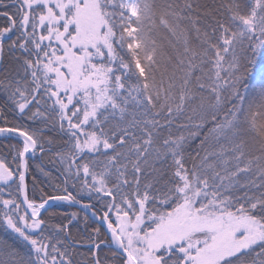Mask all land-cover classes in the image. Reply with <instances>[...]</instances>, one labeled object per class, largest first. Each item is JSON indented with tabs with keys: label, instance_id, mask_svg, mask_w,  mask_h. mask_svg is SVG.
Instances as JSON below:
<instances>
[{
	"label": "snow or ice",
	"instance_id": "snow-or-ice-1",
	"mask_svg": "<svg viewBox=\"0 0 264 264\" xmlns=\"http://www.w3.org/2000/svg\"><path fill=\"white\" fill-rule=\"evenodd\" d=\"M13 7L0 11L8 22L0 60L4 38L20 33L8 45L14 65L0 73V90L29 120L55 113L70 145L59 154L62 162L71 157L64 184L84 179L76 195L64 187L29 200L25 157L37 139L0 127L24 138L23 204L3 200L0 226L27 249L0 240V264H75L70 245L52 243L60 233L74 239L68 224L45 234L41 210L49 201L79 204L84 189L111 198L102 217L92 212L111 242L93 229L83 264H107L100 250L113 245L114 264H264V67L258 78L252 70L264 58V0H14ZM13 178L0 161V181Z\"/></svg>",
	"mask_w": 264,
	"mask_h": 264
},
{
	"label": "trees",
	"instance_id": "trees-1",
	"mask_svg": "<svg viewBox=\"0 0 264 264\" xmlns=\"http://www.w3.org/2000/svg\"><path fill=\"white\" fill-rule=\"evenodd\" d=\"M203 2L212 5L214 0H203ZM14 0H0V11L9 10L15 11L13 7ZM4 6H7L5 8ZM7 20L5 17H0V27L7 26ZM20 33L16 30L8 34L4 38L3 43L5 46V53L2 58L0 66V73L5 68L14 65L15 53L8 51V45L12 40H15ZM264 67V58L257 57L252 70L255 72L256 77H259L260 69ZM35 110V109H33ZM30 115V113H28ZM48 119L37 118L35 120H29L27 116H22L17 109L7 100L6 95L0 90V127H18L21 130L34 133L37 139V146L35 153L27 159V173H26V188L27 196L29 200H35L37 203L42 202L48 195L51 194H64L63 188L67 187L76 195L83 183V173L79 180H69L67 185L64 184L65 172L67 163H71V157H68L67 162H62L60 159V153H68L70 145L66 143L68 136L65 132L60 130L59 118L55 116V113H47ZM65 128L67 123L65 122ZM23 142L18 137H0V161H2L13 173L14 178L7 184L0 181V212L4 210L2 201L5 199H14L17 203L20 202L19 186V157L18 151L22 150ZM43 149V150H42ZM91 157V154H89ZM100 160L103 157L99 158ZM95 170H100V165L95 166ZM75 173V168H73ZM89 182L91 178L89 177ZM75 183L76 187L72 185ZM59 185V187H57ZM77 199L84 204H91L95 211L103 215L104 211H107L106 204L110 201V197H103L100 194L92 193L89 195L87 189L81 192ZM126 207V206H125ZM77 213V218L73 219L72 214ZM43 217L48 223V228L45 234L54 231L53 226L60 224H68L69 231L74 238L71 241L64 239V233H60L56 238L52 240V243L56 242V239L63 240V243L59 247L63 248L65 245H70L69 250L73 251V260L75 264H83V262L89 257V248L92 245L88 242V237L93 235L92 232L95 228H100L99 239L104 240L107 238L108 242L111 239L105 232V230L95 222L90 216L83 212L74 209L67 205H55L47 209L43 214ZM87 216V221L85 217ZM111 219L113 222L116 220L115 210L111 213ZM69 221L71 223L69 224ZM147 222V221H146ZM34 235H39L34 233ZM0 240H6L10 244L19 246L22 250L26 251L23 247V242L17 240L14 234L10 233V230H6L3 226H0ZM113 248L102 246L100 250L101 257H109L107 264H114L111 260V253Z\"/></svg>",
	"mask_w": 264,
	"mask_h": 264
},
{
	"label": "water",
	"instance_id": "water-1",
	"mask_svg": "<svg viewBox=\"0 0 264 264\" xmlns=\"http://www.w3.org/2000/svg\"><path fill=\"white\" fill-rule=\"evenodd\" d=\"M1 63H2V60H0V66H1ZM18 137L22 140H24L23 137L19 136V133L18 132H14V133H0V137ZM36 151V148L34 150H30L28 153H26V161L27 159H29ZM19 164H20V160H19ZM25 184H26V177H25ZM20 193V192H19ZM26 194H27V188H26ZM23 200H24V196L20 193V202L21 204H23ZM84 203H79V204H74V203H68V202H62V201H49V203L47 205H45V208L41 210V213L43 214L47 209L55 206V205H67V206H70L74 209H77L81 212H83L84 214L90 216L95 222H97L106 232V225H102L101 222L96 218V217H93L92 216V212L95 211V209L92 207L88 210H84L82 208V205ZM96 212V211H95ZM97 216L98 217H102L100 214L97 213ZM107 233V232H106ZM109 236V238L111 239V236L110 234H107ZM113 248H114V245H113Z\"/></svg>",
	"mask_w": 264,
	"mask_h": 264
},
{
	"label": "rangeland",
	"instance_id": "rangeland-1",
	"mask_svg": "<svg viewBox=\"0 0 264 264\" xmlns=\"http://www.w3.org/2000/svg\"><path fill=\"white\" fill-rule=\"evenodd\" d=\"M147 223V222H146Z\"/></svg>",
	"mask_w": 264,
	"mask_h": 264
}]
</instances>
